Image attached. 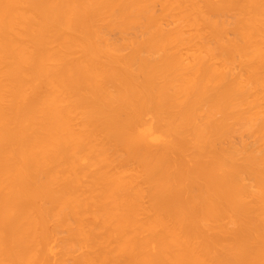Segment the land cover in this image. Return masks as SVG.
Instances as JSON below:
<instances>
[{
  "label": "bare ground",
  "instance_id": "obj_1",
  "mask_svg": "<svg viewBox=\"0 0 264 264\" xmlns=\"http://www.w3.org/2000/svg\"><path fill=\"white\" fill-rule=\"evenodd\" d=\"M0 264H264V0H0Z\"/></svg>",
  "mask_w": 264,
  "mask_h": 264
}]
</instances>
